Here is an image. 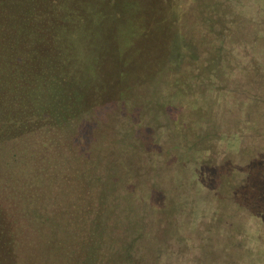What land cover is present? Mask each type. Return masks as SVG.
Returning a JSON list of instances; mask_svg holds the SVG:
<instances>
[{
  "label": "rangeland",
  "instance_id": "374dc122",
  "mask_svg": "<svg viewBox=\"0 0 264 264\" xmlns=\"http://www.w3.org/2000/svg\"><path fill=\"white\" fill-rule=\"evenodd\" d=\"M98 3L99 102L0 146L15 264H264V0H173L122 55Z\"/></svg>",
  "mask_w": 264,
  "mask_h": 264
},
{
  "label": "trees",
  "instance_id": "16d2710c",
  "mask_svg": "<svg viewBox=\"0 0 264 264\" xmlns=\"http://www.w3.org/2000/svg\"><path fill=\"white\" fill-rule=\"evenodd\" d=\"M93 1L0 0V146L64 127L99 102L88 94L103 91L95 90V81L105 71L101 68L100 76L101 66L96 65L105 58L106 42L98 32L107 18L98 16L92 27H86L90 19L85 18V8ZM105 2H111L110 10L124 21L120 20L116 39L123 43L121 55L134 39L162 42L166 35L161 30L169 16L174 18L173 0H99L98 5ZM146 43L143 51L136 45L134 55L148 54ZM11 236L0 205V264H15Z\"/></svg>",
  "mask_w": 264,
  "mask_h": 264
}]
</instances>
